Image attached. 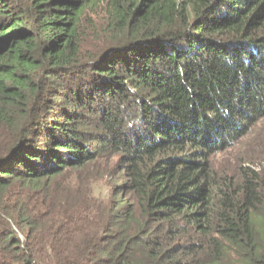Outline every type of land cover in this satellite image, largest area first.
<instances>
[{
    "label": "trees",
    "instance_id": "trees-1",
    "mask_svg": "<svg viewBox=\"0 0 264 264\" xmlns=\"http://www.w3.org/2000/svg\"><path fill=\"white\" fill-rule=\"evenodd\" d=\"M264 0H0V264H264Z\"/></svg>",
    "mask_w": 264,
    "mask_h": 264
},
{
    "label": "rangeland",
    "instance_id": "rangeland-1",
    "mask_svg": "<svg viewBox=\"0 0 264 264\" xmlns=\"http://www.w3.org/2000/svg\"><path fill=\"white\" fill-rule=\"evenodd\" d=\"M262 123L257 131L249 134L239 144L213 158V166L218 172L234 173L240 163L248 160L254 162L257 169H264V132Z\"/></svg>",
    "mask_w": 264,
    "mask_h": 264
}]
</instances>
